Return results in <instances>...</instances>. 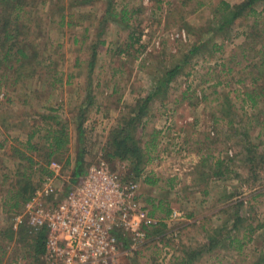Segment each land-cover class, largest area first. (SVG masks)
<instances>
[{"label":"rangeland","instance_id":"obj_1","mask_svg":"<svg viewBox=\"0 0 264 264\" xmlns=\"http://www.w3.org/2000/svg\"><path fill=\"white\" fill-rule=\"evenodd\" d=\"M224 1L234 5L243 0ZM36 2L29 6L26 35L27 51H36V60L17 83L11 82L17 77L12 58L0 66V264L35 261L31 241L20 240L18 233L8 240L2 231L15 213L11 191L19 188L20 174L33 170L30 179L37 185L45 173L47 133L65 126L68 141L51 160L63 165L68 160L70 172L79 154L83 168L96 163L100 155L104 158L120 115L154 92L163 71L181 62L193 46L197 51L181 73L150 101L136 134L144 154L138 199L147 217L152 212L149 218L165 226L155 228L118 264H176L183 248H200L211 236L219 239L217 247L191 264H264V162L258 158L251 170L244 161L246 145L257 156L264 153L263 2L255 4V17L237 19L212 33L208 43L202 40L218 24L211 12L220 0H113L116 10L128 11V26L108 21L102 33L98 22L104 0L72 7H66V0ZM132 33L138 42L130 39ZM2 39L0 34V46ZM99 39L104 43L98 45L90 73L91 47ZM57 76L62 80L51 85ZM250 95L257 103H251ZM31 133L32 148L27 149L24 141ZM15 150L32 155L35 163L28 164ZM12 157L18 161L15 167L8 163ZM108 164L123 175L129 166L127 160ZM15 169L16 175L4 176ZM146 176L156 183L147 185ZM167 207L184 211L186 219L169 221ZM236 209L242 221L235 228ZM260 223L251 235L245 232L248 224ZM172 229H179L173 240L162 236ZM232 236L231 245L227 238ZM160 238L170 242L166 249L158 247Z\"/></svg>","mask_w":264,"mask_h":264},{"label":"built area","instance_id":"obj_2","mask_svg":"<svg viewBox=\"0 0 264 264\" xmlns=\"http://www.w3.org/2000/svg\"><path fill=\"white\" fill-rule=\"evenodd\" d=\"M47 168L11 219L15 235L20 228L29 234L45 230L37 264H118L121 256L149 240V229L158 220L143 212L138 179H124L101 155L75 181L61 162L50 160ZM166 217L179 222L186 214L171 208ZM178 233L172 229L162 236L173 240ZM164 242L160 238L158 247L166 249Z\"/></svg>","mask_w":264,"mask_h":264},{"label":"trees","instance_id":"obj_3","mask_svg":"<svg viewBox=\"0 0 264 264\" xmlns=\"http://www.w3.org/2000/svg\"><path fill=\"white\" fill-rule=\"evenodd\" d=\"M37 0H0V34L2 35V42H1V48L4 47L2 52V55L0 56V66L3 65V62L7 59L10 60V67L13 68L12 71L16 73V78H14L11 82L17 83L20 81V79L25 75V69L30 66V63L32 61L36 60L37 54L36 51L31 55L30 52L27 51L28 44L26 40V35L30 31L28 20L30 18V5L37 4ZM59 1V0H56ZM97 0H66L67 6L66 7H72L76 5H84L91 2H94ZM106 4L104 8V16L101 18L100 23L98 22V26L101 24V32L104 31V28L106 24L109 22H115V23H126V26H128V20L130 19V16L128 15V11L125 7L121 8L120 10H116L115 5L113 3V0H104ZM258 1L263 2V8H264V0H243L240 3L230 5L224 0H220L219 5H216V8L212 9L211 16L212 18H216L218 16V24L217 26H214L215 28H211L212 32L211 34H205L208 35V38L206 40H202V43L210 42L212 39V33H215L217 31H221L226 29L231 23L236 21L237 19L241 17H247V16H254L257 15V11L255 8V4ZM44 1H42L43 3ZM200 0H197V4H201ZM64 4V5H65ZM64 7H62L59 13V20L63 21L66 17L62 11ZM222 16H226L224 19H222L219 22V18ZM70 24V22H67ZM36 25V24H35ZM37 26V25H36ZM87 28H83V30H86ZM30 30V29H29ZM207 33V32H206ZM130 39H135L137 42L139 40V37H134V34L132 33L129 35ZM248 37V35H247ZM135 41V42H136ZM104 40L99 39L96 42L92 44V50L90 53V60L87 63V68L90 73H92L94 62L96 60L97 55V48L98 45L103 44ZM201 43V44H202ZM129 46H132L129 44ZM214 47V46H213ZM264 48V44L261 45L260 50ZM128 48H125L124 50H127ZM197 51V46H193L186 54H184V58L181 62H177L175 65H173L170 68H167L163 71L161 81H159V85H156L154 88V92L149 93L145 96L139 97L136 102L127 107L126 112L120 115V118L117 122V124L112 128L110 131L108 138H107V144L104 147V158L108 163L115 160H127L129 162L128 170L127 172L122 176L124 179H139L140 173L143 171V158L144 155L142 153V150L139 146V136L137 134V130L139 126L142 124V119L145 117V115L148 113L150 101L152 100L155 95H157L158 91L161 90V86L168 85L175 77H177L184 66V64L187 63V60ZM42 61L38 59V62L40 63ZM264 65V60L261 61L260 66ZM53 72H55V68L52 69ZM56 74V72H55ZM62 78L58 77L50 82L51 85H53L57 81H61ZM65 82H68V78L65 80ZM251 103L255 104L257 103V100L253 98L250 95ZM78 128L81 127V122L77 125ZM154 134H158L157 131L153 132ZM33 133L29 134V138L26 141V148L30 149L32 146L30 145V138L32 137ZM51 139V140H50ZM156 139V138H155ZM46 140H49V144L47 146L48 152L46 153V159L45 164L42 166L41 170L45 172L46 174L48 172L47 164L51 160L52 155L55 152L60 151L64 145L67 143V135L65 131V126L60 125L58 129L51 130L46 135ZM150 145L154 148L156 146V142L154 140H150ZM247 147V148H246ZM245 147V157L244 161L249 163L248 168L254 169L256 166V163H258V158L261 159L260 162H264V153L260 155H256L253 153L252 150H250V147L246 145ZM15 149V148H14ZM18 154L24 158L28 164L32 165L34 160L32 159V156L26 155L25 152L15 150ZM68 160H66V163L64 164V167L68 165ZM219 165L221 164V161L217 162ZM83 166L80 154L78 155L77 161L72 169V181H75L77 176L80 175L83 172ZM21 178L17 180L18 183V189L13 190L12 192V199L14 201L10 202V210H13L15 213L19 212L22 208L23 203L25 200L28 199V197L32 194L35 184L31 181L29 175H26L24 173L20 174ZM147 185H154L156 183V180H152L150 176H146L143 180ZM169 186L171 185V179L168 181ZM173 186V185H171ZM138 198H140V193L138 194ZM239 206L242 205V202L236 203ZM165 214L166 216L170 213L171 209L170 207L165 208ZM14 213V214H15ZM149 217H152V212L147 213ZM153 218V217H152ZM163 219V218H161ZM242 221V218L238 215V209H236L235 217L233 219V227H237V224ZM158 226L162 227L165 226V224L159 220L158 224L152 225L149 229L150 233L149 235H152V232L155 228ZM263 226L262 223L257 224L256 226H252L251 224H248V229L245 232H248L250 235L254 230L257 228ZM147 229V228H146ZM3 236L7 238L8 240L12 239L13 234H15V231L12 228V225L7 227L6 230L2 231ZM20 235V240L24 241H31V244L33 246V255L34 259L33 262L35 264L39 263L37 256L43 252L44 249V241H45V230H41L37 234H29L28 231L24 228H20L17 232ZM229 244L232 245V243L236 240V237H228ZM219 239H215L214 236H211L208 238L207 242L203 245H200V248H183L181 251L182 256H179V261L176 264H191L193 260L197 259L198 257L202 256L204 252H210L214 250V248L217 247ZM165 245H169V243L164 242ZM261 261H264V254L261 257Z\"/></svg>","mask_w":264,"mask_h":264},{"label":"crops","instance_id":"obj_4","mask_svg":"<svg viewBox=\"0 0 264 264\" xmlns=\"http://www.w3.org/2000/svg\"><path fill=\"white\" fill-rule=\"evenodd\" d=\"M26 141L27 140H25L24 141V143L26 144ZM48 145V144H47ZM25 152V151H24ZM27 154V153H26ZM28 155H30V154H28ZM30 156H32V155H30ZM9 158H10V156H9ZM32 159L34 160L35 158L32 156ZM11 161L9 162L8 161V163H9V165H11V167H15V163H18V161H16V158H14V157H12L11 159H10ZM13 161V162H12ZM11 162H12V164H11ZM28 163V162H27ZM14 164V165H13ZM35 165V164H34ZM2 169V168H1ZM6 170V169H5ZM25 170V169H24ZM24 170H23V172H24ZM33 170H31V169H29L28 171H26V172H24V174H26V175H29V177H30V173L32 172ZM16 172H18L16 169H15V171H13V172H3V173H6V174H4V176L5 177H8V176H12V175H16ZM22 172V173H23ZM21 173V174H22ZM3 176V177H4Z\"/></svg>","mask_w":264,"mask_h":264}]
</instances>
